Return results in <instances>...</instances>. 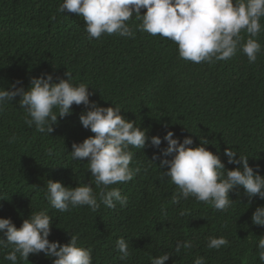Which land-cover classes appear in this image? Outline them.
Returning a JSON list of instances; mask_svg holds the SVG:
<instances>
[{
	"label": "trees",
	"instance_id": "trees-1",
	"mask_svg": "<svg viewBox=\"0 0 264 264\" xmlns=\"http://www.w3.org/2000/svg\"><path fill=\"white\" fill-rule=\"evenodd\" d=\"M61 3L0 0V88L6 90L19 79L27 89L32 77H63L68 69L73 83L89 86L91 100L120 106L122 115L146 129L149 143L167 131L181 142L191 137L193 147L207 139L208 149L219 151L227 169L236 167L224 155L231 147L249 157L250 166L256 170L258 165L264 176V31L257 37L262 50L254 63L238 51L228 61L195 64L180 59L171 40L139 31L141 21L135 17L129 22L135 38L89 39L83 17L59 13ZM83 110V105H73L72 114L58 117L46 135L28 127L18 103L5 106L0 113V218H11L19 227L31 213L47 211L54 222L49 239L64 244L70 235H78V243L92 249L93 264H150L165 252L172 255L165 264H193L197 256L205 257L206 264H259L256 244L264 228L253 225L251 216L264 200L254 198L248 205L240 189L239 195L230 193L235 201L227 212L194 198L173 204L177 187L163 176L159 160L157 165L151 161L159 150L150 146L131 149L130 167H140V173L112 186L127 196L126 205H101L96 212L87 206L64 213L53 209L45 197L48 180L72 187L93 182L86 160L75 161L70 153L74 142L94 135L79 122ZM166 146L162 139L161 148ZM93 188L98 191L94 183ZM213 236L226 237L229 245L208 249ZM120 237L132 253L124 261L116 250ZM184 240L192 241L193 248L176 253V242ZM9 251L0 249V264H11L4 259ZM18 264L52 260L41 253Z\"/></svg>",
	"mask_w": 264,
	"mask_h": 264
},
{
	"label": "clouds",
	"instance_id": "clouds-1",
	"mask_svg": "<svg viewBox=\"0 0 264 264\" xmlns=\"http://www.w3.org/2000/svg\"><path fill=\"white\" fill-rule=\"evenodd\" d=\"M142 10H145L143 14ZM58 12L83 17L88 38L96 40L104 35L135 38V30L129 24L135 17L141 21L137 26L139 31L171 40L178 47L179 58L195 64L228 61L238 51L251 64L262 50L257 37L264 31L261 24L264 0H62ZM93 94L88 85L73 83L68 69L63 77L50 73L32 77L27 89L19 79L6 90L0 88V113L7 104L16 102L26 113L28 127L34 126L37 132L46 135L53 132L58 117L72 114L73 105L84 106L79 122L94 135L74 142L70 153L75 161L86 160L93 182L72 187L48 180L45 197L53 209L64 213L87 206L96 212L101 205L108 208H115L117 203L126 205L127 196L112 186L130 182L140 173V167H130L131 149L144 150L149 146L159 150L151 161L159 160L163 176L177 187L173 204L194 198L212 205L215 210L227 212L235 201L230 193L239 195L240 189L248 205L254 198L264 200V176L259 174L258 165L256 170L250 166L246 155H238L231 147L225 148L227 163L236 165L229 170L219 151L214 153L208 149L207 139H200L199 146L193 147L191 137H184L181 142L174 138L173 131L163 136L167 146L161 148V137L152 136L149 143L147 130L122 115L120 106H101L90 99ZM14 141L12 137L10 142ZM47 155H53L52 149ZM93 183L98 191L94 190ZM251 222L264 228V206L255 208ZM53 223L47 211L31 213L19 227L11 218H0V249L11 248L4 259L18 264L19 260H29L30 255L43 253L52 264H93L92 249L81 246L78 235H70L64 244L49 239ZM228 245L224 236L207 240L208 249L220 250ZM192 248L190 240L177 241L174 251L180 253L182 249ZM116 250L122 261L132 255L124 237L116 240ZM256 255L259 264H264V236L258 239ZM171 256L165 252L152 257L150 264H165ZM193 264H206V259L197 256Z\"/></svg>",
	"mask_w": 264,
	"mask_h": 264
}]
</instances>
